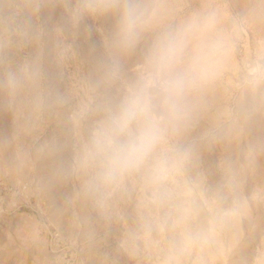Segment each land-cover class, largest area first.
<instances>
[{"label":"rangeland","instance_id":"1","mask_svg":"<svg viewBox=\"0 0 264 264\" xmlns=\"http://www.w3.org/2000/svg\"><path fill=\"white\" fill-rule=\"evenodd\" d=\"M170 36L186 42L172 76L218 45L179 94L154 59ZM146 127L151 147L114 170ZM243 254L264 264V0H0V264Z\"/></svg>","mask_w":264,"mask_h":264},{"label":"clouds","instance_id":"2","mask_svg":"<svg viewBox=\"0 0 264 264\" xmlns=\"http://www.w3.org/2000/svg\"><path fill=\"white\" fill-rule=\"evenodd\" d=\"M138 19L137 11L134 7H128L125 10V21L123 33L125 39L131 42ZM186 42L183 37H165L155 53V61L169 69L170 79L167 83L179 94L183 90L186 81L191 79L198 71L204 70L208 66L217 52L218 45L215 42H208L198 46L192 53L191 63L175 76L171 75L179 63V57L184 53ZM137 101H133L122 116L121 130L137 115ZM154 136L151 127H146L140 135L130 139L127 143L119 145L115 150L112 161L113 169H119L129 164L138 162L142 155L151 147Z\"/></svg>","mask_w":264,"mask_h":264},{"label":"bare ground","instance_id":"3","mask_svg":"<svg viewBox=\"0 0 264 264\" xmlns=\"http://www.w3.org/2000/svg\"><path fill=\"white\" fill-rule=\"evenodd\" d=\"M65 171V159L63 156H60V158L56 162L55 166V173L56 175H63ZM105 245H101V248H104ZM245 255L243 254L242 256L238 257L235 259V264H241L244 261Z\"/></svg>","mask_w":264,"mask_h":264}]
</instances>
